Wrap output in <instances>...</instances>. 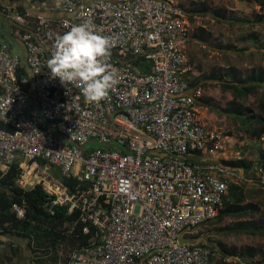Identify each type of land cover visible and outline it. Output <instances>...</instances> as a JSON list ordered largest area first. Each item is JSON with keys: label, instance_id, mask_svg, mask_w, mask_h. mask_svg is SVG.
<instances>
[{"label": "built area", "instance_id": "2783aa9c", "mask_svg": "<svg viewBox=\"0 0 264 264\" xmlns=\"http://www.w3.org/2000/svg\"><path fill=\"white\" fill-rule=\"evenodd\" d=\"M14 1L1 13L7 25L0 21V175L15 165L17 187L40 186L49 213L64 206L77 212L84 233L92 231L90 243L44 264H213L208 244L178 237L217 216L230 182L248 179L217 159L222 133L196 108L197 89L185 78L193 67L184 7ZM85 21L109 38L117 70L98 103L85 102L75 83L53 79L46 65L56 35ZM12 211L25 217L24 204Z\"/></svg>", "mask_w": 264, "mask_h": 264}, {"label": "rangeland", "instance_id": "374dc122", "mask_svg": "<svg viewBox=\"0 0 264 264\" xmlns=\"http://www.w3.org/2000/svg\"><path fill=\"white\" fill-rule=\"evenodd\" d=\"M186 9H195L197 12L189 14L191 34H199L205 41L190 38L186 52L191 60L192 69L196 71L198 79L195 88L197 89L196 108L203 123L208 128L216 129L222 133V150L217 152V159L225 162L231 159L244 158L253 162L252 168L245 172L248 179L243 182L244 203H256L259 209L253 211L249 216H229L223 218L219 223L209 220L187 236H201L203 242L213 247L215 253L213 264L222 257V250L218 243L227 248H233L236 252L246 247H253L255 256L253 264H264V234H249L239 231L217 229L219 225H231L236 221L264 222V185L258 181L260 175V162L262 161V150L264 148V136L255 137L252 132L244 129L241 120L250 113H264V82L256 86L249 94L237 92L232 88L223 85L224 82H232L233 77L242 78L252 71L262 70L264 72V48L261 41L264 40V21L257 20V17L264 12L255 0H176ZM14 0H0V13H9L7 6ZM205 7L207 12L201 11ZM226 9L233 17H245L243 22L217 20L211 9ZM257 36V39H253ZM228 45V46H227ZM208 74L215 77L223 74V80L216 78H205ZM245 86L246 84H242ZM234 100L238 105L232 104L231 110L220 111L215 106L228 107ZM236 106L240 113L235 112ZM253 126H257L253 125ZM51 172L60 176V169L53 166ZM233 182H230V188ZM0 253L3 252L5 259L3 264H44L48 261H55L59 256L63 257L72 248L60 245L55 260L41 258L40 253H25L26 244L21 237L13 235H0ZM14 247L20 248L15 256L11 252ZM27 249V248H26ZM44 260V261H42ZM248 264L240 258H235L234 264ZM2 264V263H0Z\"/></svg>", "mask_w": 264, "mask_h": 264}, {"label": "trees", "instance_id": "16d2710c", "mask_svg": "<svg viewBox=\"0 0 264 264\" xmlns=\"http://www.w3.org/2000/svg\"><path fill=\"white\" fill-rule=\"evenodd\" d=\"M261 10L264 12V0H255ZM22 9V7H20ZM188 15L197 12L195 9H186ZM205 7H201V11H205ZM210 10V9H209ZM207 10V11H209ZM214 17L217 20L231 21V18L237 22H243L245 17H233L232 11L229 12L226 9H211ZM205 11V12H207ZM3 18L0 15V19ZM257 20L264 21V13L257 17ZM191 38L199 41H205L199 34H191ZM253 39H257V36H253ZM228 46V45H227ZM261 46L264 48V40L261 41ZM135 64L144 70L146 64L142 62L140 58L135 59ZM23 66L20 71H23ZM21 73V72H20ZM185 78L190 86H195L198 82L196 71L192 69L189 73L185 74ZM205 78H216L223 80V74H219L216 77L208 74ZM264 82V72L262 70L252 71L242 78L233 77L232 82H224L223 85L228 88L237 90L239 93L249 94L256 86L262 85ZM242 84H246L243 86ZM198 102V99H197ZM232 104L238 105L234 100L228 107H222L215 103L218 110L224 112L231 110ZM264 104V102H263ZM235 112L240 113V109L236 106ZM242 127L252 132L255 137L264 136V113H250L243 120H241ZM257 126H253L256 125ZM262 161L260 162L261 172L264 174V148L262 150ZM228 166L242 171L243 173L249 171L252 168L253 162L244 158L231 159L223 162ZM15 165L11 166L3 175H0V235H13L21 237L28 253L34 255V253H40L43 256H36L39 259L46 258L47 260H55L59 246L62 244L65 247L74 248L87 245L91 242L92 231L84 233L82 231L83 224L77 219V212L68 213L64 206H54V213H49L44 203L46 201V194L43 192L40 186H35L32 189H22L14 184L16 176ZM244 183L234 184L229 189L228 200L224 199L223 206L219 209L217 216L213 219L216 223H219L225 217L229 216H249L253 211L259 209L256 203L246 202L244 203L245 196L243 194ZM264 185V184H263ZM264 200V199H263ZM20 203L25 206V217L18 219L15 217V213L12 211V204ZM264 207V206H263ZM264 213V212H263ZM252 226L247 224L246 221H236L231 225H219L217 229L231 230L245 232L249 234H264V222L255 223L251 222ZM204 224V223H203ZM3 242L0 241V244ZM221 250L222 257L217 261V264H234L235 258L243 259L248 264H253L254 260H246L248 257L255 256V250L253 247H246L240 252H236L233 248H227L225 245L218 241ZM211 247V246H210ZM21 248V247H20ZM20 248H11L12 254L15 256L19 253ZM212 252L215 253L213 247ZM49 253V254H48ZM51 253V254H50ZM3 252L0 253V263H4ZM44 261V260H42ZM29 264H41L32 263ZM236 264V263H235Z\"/></svg>", "mask_w": 264, "mask_h": 264}, {"label": "clouds", "instance_id": "9594fccd", "mask_svg": "<svg viewBox=\"0 0 264 264\" xmlns=\"http://www.w3.org/2000/svg\"><path fill=\"white\" fill-rule=\"evenodd\" d=\"M66 28L56 35L54 51L46 61L51 77L63 85L75 83L87 103L107 99L117 83V70L109 63V38L94 31L87 21Z\"/></svg>", "mask_w": 264, "mask_h": 264}, {"label": "water", "instance_id": "95a60500", "mask_svg": "<svg viewBox=\"0 0 264 264\" xmlns=\"http://www.w3.org/2000/svg\"><path fill=\"white\" fill-rule=\"evenodd\" d=\"M185 232L193 233V230L185 229ZM178 241L179 243L194 244L203 241V239L201 236H186L184 234H180V236L178 237Z\"/></svg>", "mask_w": 264, "mask_h": 264}, {"label": "crops", "instance_id": "0c3cea01", "mask_svg": "<svg viewBox=\"0 0 264 264\" xmlns=\"http://www.w3.org/2000/svg\"><path fill=\"white\" fill-rule=\"evenodd\" d=\"M0 15H2V14L0 13ZM2 17H3V16H2ZM0 21L3 23L4 26L7 25V22H6V20L4 19V17L1 18ZM24 251H25V253H27V250H26V249H24Z\"/></svg>", "mask_w": 264, "mask_h": 264}]
</instances>
